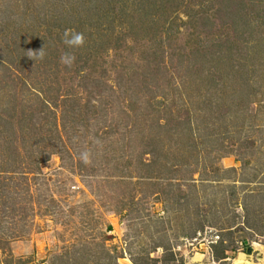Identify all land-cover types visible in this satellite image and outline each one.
<instances>
[{
    "label": "rangeland",
    "instance_id": "374dc122",
    "mask_svg": "<svg viewBox=\"0 0 264 264\" xmlns=\"http://www.w3.org/2000/svg\"><path fill=\"white\" fill-rule=\"evenodd\" d=\"M48 1L50 19L46 9L25 11L24 0H0V169L13 171L0 173V264L262 259L264 0H245L244 30L218 33L215 20L214 83L191 73L200 61L172 55L191 29L165 44L160 73H150L144 51L154 41L96 45L86 33L99 22L67 16L76 0ZM66 29L85 32V48H67ZM42 47L43 59L27 56ZM67 51L72 68L60 62ZM91 72L98 87L82 80ZM159 120L168 126L156 128ZM156 147L157 164L178 167L144 166Z\"/></svg>",
    "mask_w": 264,
    "mask_h": 264
},
{
    "label": "trees",
    "instance_id": "16d2710c",
    "mask_svg": "<svg viewBox=\"0 0 264 264\" xmlns=\"http://www.w3.org/2000/svg\"><path fill=\"white\" fill-rule=\"evenodd\" d=\"M48 2V0H24V4L22 5H24L25 11L28 10L31 12V15L35 12L37 15L35 16L36 18L40 16V12L44 14V10L46 9L45 11L49 13L50 19L53 13L51 11L52 8L46 5ZM244 2L245 0H76L75 3L71 2L67 16L69 20L82 23L83 21L81 20H87L89 18L98 21L99 23L96 29L94 28L95 32L86 34L98 38L99 41L97 42L96 40V45H98V43L100 46L106 44L111 45V48L115 51L135 48V45H139V43L146 40L154 41L155 47L152 45L150 49L144 51V56L147 59L145 68L151 70L150 73H160L166 53L165 44H169V46L172 47V44L174 45L178 36L182 34V29L184 27L185 30L191 29L192 32L190 31V33H188L190 39L186 40L184 45L179 46L181 50L179 54H175V51L172 55H177L181 58V62L184 58L189 62L200 61L195 71L194 69H190L191 73L197 77L196 79L202 82L214 83L212 69L213 47L215 45H213L212 41L215 32V20L218 18L221 20L222 26L221 29H218V33L221 31L225 32L226 28L230 25L233 26L235 30L239 28L244 30V27L247 25L246 12H244L243 6L245 4ZM63 9V7H59V12L62 14ZM181 16L185 17V20L180 19ZM55 19L56 18L51 19L53 23H55ZM40 20V22H45L43 19ZM178 21H180L179 24H177ZM49 29L52 30L53 28ZM81 29L77 32H81ZM236 32H238V30ZM226 37L227 42V40L229 41L228 33ZM14 44L19 45V42L16 41ZM231 47L232 46L229 45L228 50H230ZM228 55L225 54L224 57ZM151 56H154L155 59L154 66L151 65L153 64V62L150 61ZM208 56L210 57L208 58ZM23 57L26 58L25 56ZM207 64H210V66ZM238 73L240 78L245 75V72ZM234 74L237 73L235 72ZM82 80L84 82H92L95 87L99 85L98 80L92 72L86 73ZM91 93L92 92L89 94L91 95ZM44 100L46 101V99H42L43 102H45ZM73 103L79 106L77 100ZM93 108H95V106L89 104L86 107L87 110ZM166 126H168V121L159 120L156 123V128L158 129H164ZM168 129L170 130V128ZM152 141L156 142V146H159L161 143V139L159 140L158 137L156 140H150L151 145ZM156 150H158V147L146 153L153 156V159L151 158L149 163H144V166L151 168L150 163L155 165L158 163L159 157ZM13 152L15 153V150H13ZM157 165L161 169V173L162 171H171L178 167H174V165L169 167L166 164ZM11 172L13 171L8 168H5V170L0 169V173ZM4 179L7 178L4 177L1 179L0 177L2 187L0 189V207H2L1 202L3 201L1 199L5 198L7 190L6 181H4ZM251 252L252 248L246 246L245 253L249 254Z\"/></svg>",
    "mask_w": 264,
    "mask_h": 264
},
{
    "label": "clouds",
    "instance_id": "9594fccd",
    "mask_svg": "<svg viewBox=\"0 0 264 264\" xmlns=\"http://www.w3.org/2000/svg\"><path fill=\"white\" fill-rule=\"evenodd\" d=\"M63 43L65 46L69 49H78L82 48L85 43H86V37L83 32H77L72 29H66L63 37H62ZM45 55L44 48L42 47L39 51H33V50H28L27 51V56L30 59H36L37 57L39 59H43ZM76 61V56L74 52L72 51H67L63 52L60 56V62L64 66L68 68H72L73 65L75 64ZM80 159L83 163L88 164L91 162V154L89 151H83L80 154Z\"/></svg>",
    "mask_w": 264,
    "mask_h": 264
},
{
    "label": "bare ground",
    "instance_id": "6f19581e",
    "mask_svg": "<svg viewBox=\"0 0 264 264\" xmlns=\"http://www.w3.org/2000/svg\"><path fill=\"white\" fill-rule=\"evenodd\" d=\"M232 264H255V263H253L249 260H246V259L237 258V259L232 261Z\"/></svg>",
    "mask_w": 264,
    "mask_h": 264
},
{
    "label": "built area",
    "instance_id": "2783aa9c",
    "mask_svg": "<svg viewBox=\"0 0 264 264\" xmlns=\"http://www.w3.org/2000/svg\"><path fill=\"white\" fill-rule=\"evenodd\" d=\"M261 249H262V251H263V253H261L262 255H263V258L262 259H258V261L257 262H255V263H257V264H264V246H260V245H258ZM257 246V247H258Z\"/></svg>",
    "mask_w": 264,
    "mask_h": 264
}]
</instances>
